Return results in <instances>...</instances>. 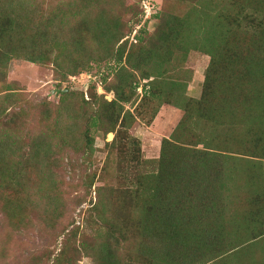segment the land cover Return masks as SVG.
<instances>
[{"label":"rangeland","instance_id":"1","mask_svg":"<svg viewBox=\"0 0 264 264\" xmlns=\"http://www.w3.org/2000/svg\"><path fill=\"white\" fill-rule=\"evenodd\" d=\"M102 16L117 21L126 40L120 63L103 59L102 50L97 56L95 41L89 37L80 49L72 42L77 40L69 25L78 26V33L85 35L84 25ZM212 20L221 29V43L213 48L219 84L227 81L228 68L264 66V0H0V66L6 62L4 51L12 45L24 51L35 47L41 53L48 52L49 45L37 40L36 31L51 28L75 49L76 60H55V54L43 53L44 63L13 57L0 67V264H107L101 258L104 245L110 246L118 264H147L142 258V245L153 248L160 243L152 238L160 239L159 227L166 230L163 241L170 242L169 261L154 264H198L208 255L230 249L224 244L238 237L234 226L238 225L237 217L243 215L244 219V212H255L258 217L259 213L264 219V187L251 188L254 181L244 178L253 174L264 179V148L253 150V133L240 122L243 102L231 100L223 88H214L208 99L210 114L215 109L219 113L228 109L229 102L236 109L234 134L243 141L229 144L243 151L230 153L239 157L234 160L236 178L227 185L231 191L230 187H220L218 177L224 176L220 162V166L208 169L207 180L202 175L207 165L199 164L196 173L192 165L188 166L198 160L186 159L181 148L194 145L179 141L176 147L167 143L162 147L163 139L173 141L171 134L183 115L182 109L177 108L176 117L156 130L157 134L149 129L154 113L157 111L158 116L163 106H171L164 101L179 100L178 91L177 87L154 85L146 91L160 98L148 95L142 99V86L147 80H142L141 72L134 67L158 73L160 60L154 57L141 63L137 54L144 57L147 51L155 50L159 30L176 27L180 21L185 37L179 40L177 49L196 52L187 53L184 64L179 54L182 51L177 52L165 62V76L170 79L168 83L173 78L188 82V95L198 99L211 59L207 54L210 46L204 40L208 35L205 25ZM126 57L131 58L130 64ZM83 63V69L79 68ZM185 71H193L194 77L187 78ZM127 72L134 74L131 81L138 84L119 88ZM250 72H242L244 82L252 79ZM135 85L137 90L130 102L117 98L121 91L131 94ZM198 130L193 128L200 134ZM261 142L264 146V139ZM193 175L206 180L207 197L215 200L214 218H206L203 224L190 220L177 225L173 218L177 207L188 209L194 201L204 200L202 194H188L186 190ZM221 192H228L224 195V199L229 196L228 203ZM219 211L224 216L216 219ZM147 220L160 232L149 235ZM190 224L207 227L201 241L208 248L197 251L195 240L188 236V244L182 248L176 243L179 238L174 228L181 231ZM217 225H222V234ZM257 246V255L264 252V242Z\"/></svg>","mask_w":264,"mask_h":264},{"label":"trees","instance_id":"2","mask_svg":"<svg viewBox=\"0 0 264 264\" xmlns=\"http://www.w3.org/2000/svg\"><path fill=\"white\" fill-rule=\"evenodd\" d=\"M206 16L210 20L213 19V17L210 14H207ZM84 26L86 27L84 30L85 35H81L76 30L78 26L72 27L71 25H69L70 32L74 35L75 40H77V41H72L74 45H77L76 47H79L77 49L84 47L83 44L85 40L89 37L95 41V44L97 46V51L95 53H98L97 56H100L99 54L101 53L102 50L103 59L112 58L118 63L122 61L123 53L125 49L124 45L126 43V40L123 39L124 35L117 21L111 19L110 17L102 16L99 17L98 19L93 20L90 25H84ZM183 26L184 25L181 24L180 21H177L176 27L162 28V30H159V33L157 35V40L155 42V47H156L155 50L147 51L144 57H142L143 56L142 53L137 54L138 60L141 63L147 62V60L153 59L154 57L160 60L157 63V67L159 68L158 73L151 74V71L149 69H143L139 66L134 67V69L141 72L142 75L141 79L147 80L142 86L144 89L142 99L146 98V96L148 95L156 99L160 98V95H157L155 92L152 93V91H146L147 87L149 89H152L154 85H162V84L163 86H169L171 88L177 87L176 91H178L177 94L179 100L177 101L175 100L171 102H168L170 101L168 100V101H164L163 103L182 109L183 115L171 134L174 142L165 138L162 140V147L164 143L165 144L167 143L172 147L173 146L176 147L175 142H179V141H181L184 144L194 145V147H190V146L184 147L183 145L181 148L182 150L181 152L184 153L186 159L192 158L193 160L194 158L198 160L197 161L198 164L197 162L187 163L188 166L192 165V169L196 173L199 170V166H198L199 164L203 165L202 167H205L204 165H207L206 167L207 169L206 171L203 170V174L202 172L198 173L199 175L200 174L204 175L205 176L204 178L207 180L208 176L206 175L207 173H210V170L208 171V169L212 168L213 166H220L219 164L220 162L224 168L223 170L224 176H222L219 173L220 175L218 177V181H220L221 184L220 187L221 189H228L230 187L229 190L231 191V186L227 187V185L229 183L230 184L233 183L232 180H235L236 178L235 177L236 166L234 160H236L239 157H235L230 153L235 152L238 154L241 153L240 151H243L240 149L232 148L231 145L229 144L230 142L243 141L241 138L238 137V135L234 134V127H233L234 125L232 123V118H234L236 109L235 107H233V102H229V105L226 107L228 109L221 110L220 113L218 112V109H215L210 114L208 112V108H209L208 99L215 93L214 91L215 89L223 88L226 90V93H229V95L232 96L231 100L240 104L244 103L245 107L240 122L243 125H245L248 133L251 134L253 133L254 135L252 134V137L258 140V141L253 140L252 138L251 144L253 150L254 151L262 150L264 146L261 145L262 143L261 141L264 138L260 135H264L263 133L264 132V66L260 64L256 67L252 64L244 63L245 65H243V67H236L234 69L228 68L226 70V72L228 73L226 77L227 81L223 85L219 84L217 78L218 65L215 59V53L213 52V48L219 45V43H221V40H219V34L221 32V29L218 28L219 23L218 22L216 23L215 20H212L210 23L205 25L206 26L205 30L206 32H208L207 33L208 35L204 40L210 46V49L207 52V54L211 56L210 63L205 75V80L203 82L205 88L204 91H202V96H200V98L198 99H194L193 97H190L187 93L188 82L184 81L185 83H181L180 81L175 80L177 83H174L175 81H173L174 80L173 78L171 79V83H168L167 80L170 79H168L165 76L166 74V69L164 68L166 64L165 62H167L169 59L172 60V58H174L177 52L182 51L179 54H180V58L181 57L183 58V62H182L183 64L186 60L185 57H187L189 52H196L194 50H190L189 52H187L186 48L177 49L180 42L179 40H182V38L185 37L184 34H182L183 32L182 29L184 28ZM2 29L3 27L0 26V31ZM51 29L49 30L45 29V31L43 30L36 31L37 40L39 42L43 41L44 43H47L49 45L48 52L45 51L41 53V51H38V49L36 50L35 47H33L31 50L24 51V50H19L16 46L12 45L11 48L6 50V52L4 51V58L6 62H3L0 67L6 66V63L13 57L14 58L22 57L34 63H44V61L46 60L45 55L49 56V54H55L54 55V57H56L55 60H58L60 57H65L68 60L76 61L74 60L73 57V50L75 49L69 48L68 41L60 35L59 31H55ZM135 37H136V32L134 34L133 40H135ZM258 39L263 40V37L259 36ZM161 44L164 46H160ZM161 47H166V49H162ZM43 53H45V55ZM126 62L130 64L131 58L126 57ZM132 62H133V58H132ZM87 64L88 62L86 63V65ZM84 66L85 64L83 63L79 68L83 69ZM77 68L78 67H75L73 69L72 71L73 74L76 73ZM121 71L123 73H126V70L124 68H122ZM243 71H244V75H247V73L251 71L250 73L252 74V79H249L246 82H244V76L242 73ZM192 72L185 71L186 77L190 79L192 76ZM127 74L129 75L120 79L118 83L119 88L129 87L134 83L138 84L134 80L131 81V76L132 78L134 77L133 73L130 74L127 72ZM253 74L255 75L254 79H253ZM256 75L259 76L256 78ZM155 81L156 83H154ZM137 86L138 85H135L133 89H131L132 92L131 94H124V91L118 92L120 96L118 95L117 98L124 103L130 102L131 98H133V92L137 90ZM249 98L252 100L250 101L251 102L250 104H247V100ZM156 112L152 116V119L149 121L150 123L153 122L156 116ZM218 113L221 116H218ZM218 117L221 119H219ZM227 118L229 119L228 121L226 120ZM93 123H94L93 126H96L95 120ZM195 127L199 129L198 132L200 134L194 133L193 128L195 129ZM181 134L182 137H180ZM88 137H89L88 133H86L85 138L87 139V146L90 147L91 144H89ZM259 142H260V146H258ZM199 145H201L203 148L202 149L198 148L197 146ZM173 150L176 151L175 149ZM161 154H162L161 156L163 157V153ZM161 156L159 157L160 159ZM204 178L202 179L199 178L198 176L193 175V178H190L191 181L190 182L188 181V185L186 188L188 194L189 192L195 195L198 193L199 196L201 197L202 195L204 196V200L203 202L201 200L194 201L188 209L187 208L181 209L177 207L175 209L177 215L176 217H173L174 222L177 225H184L185 222H188L190 220L192 223L202 222L201 224H203L204 221H206V218L208 220H212V218H214L212 214L214 213L215 200L209 199L207 197L206 188L208 187V185L204 184L206 181V180L204 181ZM244 178L245 180L252 179L254 181V184L251 185V188H256L257 186L264 187V179L262 178L257 179V177H254L253 174H250V177L245 176ZM242 180L244 181V179ZM208 181H209V185H212L210 183V181L212 180L208 179ZM252 191L254 192L255 190ZM227 193L228 192H223L222 193L223 195H220L223 196L222 199H224V195ZM226 197L229 196L228 195L225 196L224 202L228 203L229 200H226ZM258 215L259 217L255 212H247V213L244 212V219H243V215L237 217L238 225H235L234 228L238 229L239 231L238 237L234 238L233 241H227V243L224 244L226 247L231 246L229 247L230 249L228 250L225 249L222 250L221 252L218 251L216 252L215 250L216 253L204 257L203 259L199 260L197 263L198 264H264L261 262V260L264 259V252H261L257 255V248H259L257 245L261 246V243L264 242L263 241L264 219L260 217L261 215L259 213ZM169 216L171 217V215ZM222 216H224L222 214V211H219L217 212L216 219H220L222 218ZM255 220H257L258 222ZM234 221H236V218ZM147 222L150 224V225H146V230L148 231L149 235L151 233L153 235L156 232H160V230H161V235H160V239H158L155 236H152V238L154 237L156 240H160V243L155 245V247L150 248L149 244L142 245V249H144L143 250L144 253L142 252L143 260L147 264H154V262L168 263L169 261L168 249H170L169 247L170 242L163 241L162 239V236L163 234H165L166 230L162 231L163 229L162 227H159L160 228L159 230L157 226L152 225L151 220L150 221L147 220ZM221 227L222 225H217L218 232L222 231ZM206 228L207 227L204 225L201 226L197 224L195 225L190 224V228H188V226L185 227L184 229L186 231L183 229L179 231L178 229L174 228V230H176L174 231V233L176 237L179 238V241H177L176 243L181 245L182 248L183 245L188 244V242L186 241V236H188L190 239L195 240V243L193 245L197 251H200L204 248L206 249L208 248L207 244L201 241V238H203V234L207 232ZM241 230L243 231L241 232ZM172 240L173 238H171L170 241ZM254 251L256 252V254H251V252ZM112 255H113V251L110 248V246L104 245L103 248L101 249V258L107 264H118V262L115 259H113ZM252 257L254 258L253 260H251Z\"/></svg>","mask_w":264,"mask_h":264},{"label":"crops","instance_id":"3","mask_svg":"<svg viewBox=\"0 0 264 264\" xmlns=\"http://www.w3.org/2000/svg\"><path fill=\"white\" fill-rule=\"evenodd\" d=\"M194 73L192 72V77H194ZM163 110L156 116L149 127V129H153L152 131L157 134V131L165 126L166 124L170 123L174 117H176V112H179V109H176L171 106H163ZM168 107V108H166ZM160 116V117H159ZM165 124V125H164ZM154 125V126H153ZM157 130V131H156Z\"/></svg>","mask_w":264,"mask_h":264}]
</instances>
